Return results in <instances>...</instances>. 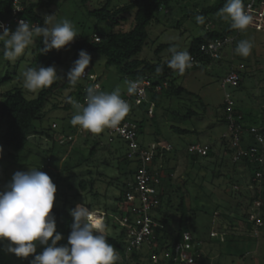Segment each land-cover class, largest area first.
<instances>
[{"label":"rangeland","instance_id":"374dc122","mask_svg":"<svg viewBox=\"0 0 264 264\" xmlns=\"http://www.w3.org/2000/svg\"><path fill=\"white\" fill-rule=\"evenodd\" d=\"M21 1L35 4L48 0ZM131 1L111 0V11ZM106 3L107 0H89L84 6L82 0H55L50 7L36 12L43 20L45 15H56V21H71L78 34L71 44L94 34L105 38L114 29V23L115 30L130 31L135 25V11L119 15L114 22L89 15L88 9H101ZM213 3L214 0H173L166 6L169 15L159 11L155 14L148 27V40L136 58L166 62L171 58L170 47L188 51L194 39L209 32L225 31L230 20L223 19L219 12L202 14ZM197 15L205 17L203 24L197 23ZM251 16L252 23L246 30H236L233 44L223 48L220 60L186 69L182 74L174 71L166 80L188 93L175 96L168 92V86L149 90L146 98L131 102L128 117L140 126L139 142L152 153L151 176L159 180L149 182L146 188L153 200L151 226L157 232L152 234V244L138 253L141 264L171 263L173 244L183 228L182 212L177 207L181 196L189 211L188 229L180 251L187 256L184 264H264V153L255 157L249 154L256 146L250 131H264V0L257 1ZM241 40L253 45L247 57L234 51ZM37 44L36 38V43L22 55L14 60L4 58L0 64V80L10 73V80L0 87V101L6 92L16 88L22 89L29 99L38 95L40 90L30 92L22 85V73L35 59ZM160 46L165 48L159 50ZM71 61L72 54L64 51L57 74L68 70ZM232 67L242 76L238 88L228 87L242 132L228 127L229 108L222 82ZM87 71L88 76L99 78L105 92L119 89L121 96L128 94L129 80L117 66L108 64L106 57L94 55ZM84 77L79 80L83 84ZM73 89L60 88L49 99L52 103H65ZM73 101L79 102L75 98ZM46 107L45 118L34 126L50 134L55 142L31 132L28 143L19 152L0 144V185L6 187L18 171L37 169L47 173L57 187L53 207L71 209L85 203L120 227H124L123 222L115 219L121 213H129L131 225L139 226L142 207L139 195H135L133 203L123 200L135 184L133 172L137 170L136 163L127 159L125 144L122 141L110 144L103 131L91 133L72 126L73 105L68 112L51 110L50 103ZM52 125H56L54 130ZM260 134L264 138V132ZM96 142L99 144L91 155ZM192 145L207 148L212 156L193 158ZM168 146L172 147L170 151L166 149ZM260 172L262 178L257 176ZM82 181L87 183L85 190L81 188ZM9 243L0 242V264H22L21 258L5 251Z\"/></svg>","mask_w":264,"mask_h":264},{"label":"clouds","instance_id":"9594fccd","mask_svg":"<svg viewBox=\"0 0 264 264\" xmlns=\"http://www.w3.org/2000/svg\"><path fill=\"white\" fill-rule=\"evenodd\" d=\"M218 15L230 20V27L235 30H246L253 21L245 10L243 0H226ZM55 17L45 15L43 26L21 19L15 31L0 23L4 58L14 60L19 57L36 43V38H41L43 44L41 54L59 51L70 45L78 36L75 26L67 19L56 21ZM195 19L198 24H203L205 17L197 15ZM252 47L250 41L241 40L234 51L247 57ZM169 52L171 58L167 66L170 69L182 74L192 67L193 58L187 50L178 51L176 47H170ZM91 60V55L81 50L67 72V81L75 85L85 76V69ZM161 70L157 68L158 72ZM57 78L55 65H39L23 71L22 85L24 89L36 92L49 87ZM126 83L127 92L133 94L139 90L141 82ZM98 87L94 85L86 89L84 104L69 100L75 109L70 121L72 126L100 133L105 128L116 127L128 115L130 105L121 98L119 89L107 93L98 92ZM56 192V185L43 171L29 169L13 174L5 190L0 191V242H10L5 251L18 258L33 256L30 264H116L119 257L104 235L103 217L85 203L70 210L74 221L71 232L67 244L58 246L63 237L57 231L55 217L51 215ZM37 244L45 246L40 254H36Z\"/></svg>","mask_w":264,"mask_h":264},{"label":"trees","instance_id":"16d2710c","mask_svg":"<svg viewBox=\"0 0 264 264\" xmlns=\"http://www.w3.org/2000/svg\"><path fill=\"white\" fill-rule=\"evenodd\" d=\"M14 1L15 0H0V23L10 19L15 15L13 6ZM54 1L55 0L39 1L35 4H29L25 2L28 4V6L25 13H23L21 16L24 20H27L34 25L39 24L43 26L44 20L37 14L36 11L39 8L50 7ZM88 1L89 0H82L83 4H85L84 6L87 5ZM172 1L173 0H133L128 5L121 7L116 11H111V0H107L106 5L101 9H88L89 15L100 21L114 22V20L119 15L135 11V25L130 31H117L115 30L116 23H114V29L105 38H100L99 42H96L92 36L91 38L83 39L70 44L66 48L59 51L52 50L47 54H41L40 49L43 48V44L40 41L41 38H37L38 44L36 46L35 59L31 62L30 67H38L39 65L47 67L55 65L57 68L62 64L63 52L66 51V53L72 54V61L69 67L70 69L73 62L78 59V53L81 50H84L87 51L91 57L94 55H102L106 57L108 64L117 66L123 76L129 81H137L149 76H154L161 81L168 80L170 75L175 71L167 66L168 61L151 62L147 60H139L136 57L142 52L143 47L148 40V27L155 20V14L160 10L161 7L168 6ZM225 3L226 0H214V3L210 7L203 10L202 14L208 16L217 13L222 7H224ZM243 3L245 6V0H243ZM230 24L223 32H209L194 39L188 50L190 55H193L198 50V48L204 44H207L215 39H224L234 35L236 30L232 29ZM163 48H165V46H160L159 50ZM3 60L4 56L2 51V43H0V64ZM157 68L162 70L158 72ZM68 70L57 74L59 78H57L49 87L40 90L35 98L29 99L26 93L19 88L5 93L4 98L0 101V144L4 148H11L13 151L19 152L28 143L29 134L31 132L41 136H46L55 142L54 138L50 134L46 133L42 129H37L34 124L38 121H42L45 118L44 112L46 111V106H48L49 103L51 110H63L68 112L72 108V104L69 103V100L73 101L75 98L77 101H79L83 93L85 83L83 84L82 81H78L75 85L70 84L67 81ZM87 70L88 68L85 69V73L88 72ZM9 80L10 73H6L5 78L0 80V87ZM70 86L74 89L66 97L65 103H52L50 101V99L60 88H68ZM156 87L157 85H153L150 90L156 91ZM167 90L175 96L188 93V91L183 88H174L173 84L171 83ZM54 129L55 128L52 130ZM178 132L186 134V132ZM98 144L99 142H96L91 147V155L95 154ZM209 156H212L211 151L208 152L207 158ZM192 157L197 158L198 155L192 154ZM14 159L18 160L17 157H14ZM126 160L127 159L125 158L124 161ZM154 162L155 161H153V163ZM137 172L138 170L135 169L133 174L136 176ZM150 174L152 175V169H150ZM86 187L87 183L82 181L81 188L85 190ZM5 188L6 187L4 185H0V191H4ZM123 200H126V196L123 198ZM75 207L76 205L71 209H74ZM177 207L178 210L182 212L183 228L179 230L178 236L173 244V258L170 264H175L173 259L179 256L184 244V232L188 229L187 214L189 211L186 209L183 196H181ZM71 209H68L67 206H63L61 208L53 207L52 209L51 215L55 217L57 231L63 237L58 246L67 244L68 236L71 232V225L74 222L70 215ZM115 220H119L124 224L131 225V215L129 213H121L120 218H116ZM104 223V235L107 241L114 246L119 257L116 264H141L138 254L140 251L133 252L130 255H127L126 253L125 227H120L114 223V220L109 218H107ZM151 229L152 234L157 232L153 226H151ZM50 243L51 241H49V244ZM44 247L45 246L37 244L36 254H40V249L44 250ZM33 258V256L21 258L22 264H30V261Z\"/></svg>","mask_w":264,"mask_h":264},{"label":"built area","instance_id":"2783aa9c","mask_svg":"<svg viewBox=\"0 0 264 264\" xmlns=\"http://www.w3.org/2000/svg\"><path fill=\"white\" fill-rule=\"evenodd\" d=\"M257 1L259 0H245V10L248 12V14L251 15L252 10L257 4ZM13 6L15 15L10 19L2 22V24L7 26L10 30L15 31L16 27L18 26V22L23 19L21 15L25 13L28 4L21 0H15ZM159 12H161L164 16L170 14V10L166 6L161 7ZM25 21L27 22V20ZM93 38L96 42L100 41V37L97 34H94ZM234 40L235 38L232 35L224 39H215L207 44L200 46L198 50L193 55H191V57L193 58L192 67L188 69H195L205 63L220 60L222 58L223 48L227 45L233 44ZM85 75L88 76V74L86 73ZM137 81L141 83L139 84V90L136 93H128L125 96H121V98L127 101L130 106L131 102L134 99L146 98L147 92L153 87V85H157V90H162L163 88H167L169 86L168 81H161L160 79L154 76L145 77L144 79ZM241 82L242 76L240 75L239 71L233 67L222 82V88L224 90V100L229 108V113L227 117L229 121L228 127L229 129L236 130L237 132H242V130L240 125L236 121V117L234 116L233 101L231 100L232 96L228 92V87L238 88ZM84 83L85 84L83 93L78 102L80 104L85 103L86 89L88 87L98 85L99 87L97 91L105 92V89L101 85L99 78H97V76L95 75L88 76V78H85ZM128 115L116 127L105 128L103 132L107 136V140L110 144H113L117 141H122L126 146L127 159L135 162L137 165L138 172L135 177V184L130 187V190L126 194V200L133 203L135 202V195H139L140 203L142 206L140 211V224L139 226H137L122 223L123 226L127 228L126 253L127 255H130L133 252H139L144 246H150L153 242L151 229V211L153 207V200L146 193V188L149 182L152 181L154 183H159V180L157 178L153 179L150 174V164L153 160V155L149 150L142 147L139 142L140 126L138 123L131 121ZM53 128H56V125H53ZM261 132H264L263 129H256L250 131L251 136L256 143V146L252 147L249 151V154L253 157L262 156L264 153V138L261 136ZM238 144L239 142L235 143L236 146ZM171 148V146H168L166 149L167 151H170ZM240 150L241 149L238 150L239 156H241L242 154ZM190 152L198 156H207L208 149L199 145H192L190 147ZM257 176L259 178H262L263 174L260 172L257 174ZM261 204L262 201L260 200L259 205ZM184 247L186 248L187 246L184 245ZM186 260L187 256L183 251L175 259L174 263L184 264Z\"/></svg>","mask_w":264,"mask_h":264},{"label":"bare ground","instance_id":"6f19581e","mask_svg":"<svg viewBox=\"0 0 264 264\" xmlns=\"http://www.w3.org/2000/svg\"><path fill=\"white\" fill-rule=\"evenodd\" d=\"M98 214V216H101V217H103V219H104V222H105V217H104V215H102V214H99V213H97Z\"/></svg>","mask_w":264,"mask_h":264},{"label":"crops","instance_id":"0c3cea01","mask_svg":"<svg viewBox=\"0 0 264 264\" xmlns=\"http://www.w3.org/2000/svg\"><path fill=\"white\" fill-rule=\"evenodd\" d=\"M243 85H244V82L242 83V85H241V87H240V88H242V87H243ZM239 114H241V113H239Z\"/></svg>","mask_w":264,"mask_h":264}]
</instances>
